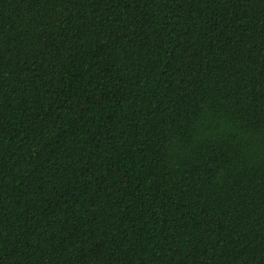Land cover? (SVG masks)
I'll return each mask as SVG.
<instances>
[{
	"label": "trees",
	"instance_id": "obj_1",
	"mask_svg": "<svg viewBox=\"0 0 264 264\" xmlns=\"http://www.w3.org/2000/svg\"><path fill=\"white\" fill-rule=\"evenodd\" d=\"M0 264H264V0H0Z\"/></svg>",
	"mask_w": 264,
	"mask_h": 264
}]
</instances>
